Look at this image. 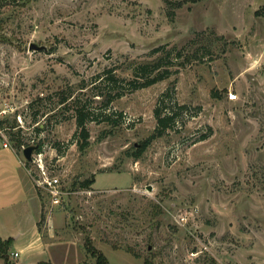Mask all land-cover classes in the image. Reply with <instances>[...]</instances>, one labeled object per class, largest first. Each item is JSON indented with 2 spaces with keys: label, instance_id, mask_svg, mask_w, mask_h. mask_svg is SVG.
Here are the masks:
<instances>
[{
  "label": "rangeland",
  "instance_id": "374dc122",
  "mask_svg": "<svg viewBox=\"0 0 264 264\" xmlns=\"http://www.w3.org/2000/svg\"><path fill=\"white\" fill-rule=\"evenodd\" d=\"M159 56L174 73L131 90ZM172 82L176 125L130 156ZM79 108L98 117L84 150ZM2 120L0 159L60 182L56 198L32 178L46 243L10 237L11 263L96 264L89 241L110 264H264V0H0Z\"/></svg>",
  "mask_w": 264,
  "mask_h": 264
},
{
  "label": "trees",
  "instance_id": "16d2710c",
  "mask_svg": "<svg viewBox=\"0 0 264 264\" xmlns=\"http://www.w3.org/2000/svg\"><path fill=\"white\" fill-rule=\"evenodd\" d=\"M181 53H178V56H180ZM162 56H159L156 60L146 63L139 64L134 69V75H139L140 71L143 76L140 80L139 78L135 77L133 79L126 80L128 84L130 85V89H138L140 87H146L150 86L158 81L167 79L171 76L173 72V69L171 68L174 64H169L168 67L164 68L163 70H159L160 66L162 65ZM107 79L111 82L117 83L120 79L119 76L114 74L112 71H109L107 74ZM174 83H170V85L160 94L158 97L157 104L154 108V115L156 118V126L153 130V132L150 134L148 138L143 140L141 144L134 148L133 152L129 153L130 156H133L134 158H140L143 152L145 151L147 145L150 143V141L156 137H160L164 135L169 129H173L178 121V112H175V110L172 109L171 106H168L166 98H173L174 97ZM117 95H119L117 93ZM176 104V103H175ZM179 109H183L186 107L185 104L178 105ZM102 114V113H101ZM91 120H97L98 117L95 116L94 112H91L90 110H83L82 108L78 109V112L76 113V121H77V127L80 131V140H78L79 148L81 150H84L89 145V137L90 133L87 129V121ZM109 119V117L107 118ZM109 124H116L118 123L117 120L110 121L107 120ZM0 125H3V120L0 121ZM18 124H11L7 126L6 128H9V130H13V128L17 127ZM20 128L18 127V131ZM14 140V141H13ZM8 142H12V146L15 148L17 153H20V151L30 145L29 142H24L22 136H16L15 138H12L8 140ZM8 143V144H9ZM41 143L36 145V151H39L41 149ZM130 151V150H128ZM26 166H28V162L25 163ZM95 182V176L92 175L89 178L84 179L81 182V185L85 188L90 187ZM41 223V222H40ZM11 244V238L8 239H2L0 237V257H3L6 264H12L8 257V251H9V245ZM87 250L91 253L92 256L95 257L96 264H110L106 258V256L103 254L102 251L97 249L95 246L91 245L89 241L87 242ZM137 256V255H136ZM144 264H148V260H144Z\"/></svg>",
  "mask_w": 264,
  "mask_h": 264
},
{
  "label": "crops",
  "instance_id": "0c3cea01",
  "mask_svg": "<svg viewBox=\"0 0 264 264\" xmlns=\"http://www.w3.org/2000/svg\"><path fill=\"white\" fill-rule=\"evenodd\" d=\"M16 161L25 168L23 169L25 171L17 166ZM16 161L0 159V237L2 239L11 237L19 244L25 242L21 251L34 250L35 246H43L46 243L41 235L40 224V217L45 212L37 198L35 184L28 168L21 160ZM48 218L49 215L46 218L44 216L43 223L49 232L51 228ZM25 220H27V226L25 225L27 231H21L18 227L22 225L16 223Z\"/></svg>",
  "mask_w": 264,
  "mask_h": 264
},
{
  "label": "built area",
  "instance_id": "2783aa9c",
  "mask_svg": "<svg viewBox=\"0 0 264 264\" xmlns=\"http://www.w3.org/2000/svg\"><path fill=\"white\" fill-rule=\"evenodd\" d=\"M230 99H236L237 98V94H230ZM0 135H3L4 136V134H3V131L0 129ZM5 137V136H4ZM8 143L7 142H4V145L6 146ZM24 149V148H23ZM31 160H33V161H36V158L33 156V154H32V159ZM40 167H41V172H39L38 173V175H39V177L38 178H36V176L35 175H33V173L32 172H30L29 171V169H28V171L30 172V175L32 176V178L34 179V181H35V183L39 186V187H43V188H46V189H48L49 190V192L51 193V194H53L56 198H57V196L59 195V189H58V186H59V179L55 176V177H48V175H47V172L45 171V169L41 166V165H39ZM35 174V173H34ZM44 176H43V175ZM186 217H187V215L186 214H182L181 216H180V218L182 219V220H186ZM12 254V256H17L18 255V253L17 252H12L11 253Z\"/></svg>",
  "mask_w": 264,
  "mask_h": 264
},
{
  "label": "water",
  "instance_id": "95a60500",
  "mask_svg": "<svg viewBox=\"0 0 264 264\" xmlns=\"http://www.w3.org/2000/svg\"><path fill=\"white\" fill-rule=\"evenodd\" d=\"M31 48H37L35 44H31ZM36 149V146L29 145L23 149V155L27 161H30L32 158V153Z\"/></svg>",
  "mask_w": 264,
  "mask_h": 264
}]
</instances>
